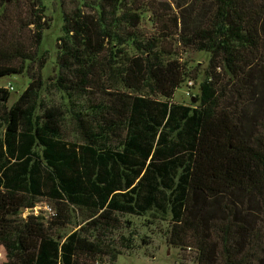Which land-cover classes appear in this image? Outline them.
<instances>
[{
  "label": "trees",
  "instance_id": "16d2710c",
  "mask_svg": "<svg viewBox=\"0 0 264 264\" xmlns=\"http://www.w3.org/2000/svg\"><path fill=\"white\" fill-rule=\"evenodd\" d=\"M58 2L46 78L45 0H0V78H29L11 104L0 86L8 264H115L135 248L126 216L167 222L191 263L264 264V0ZM188 49L209 59L199 94L177 103L197 78ZM40 199L49 218L19 216Z\"/></svg>",
  "mask_w": 264,
  "mask_h": 264
},
{
  "label": "rangeland",
  "instance_id": "374dc122",
  "mask_svg": "<svg viewBox=\"0 0 264 264\" xmlns=\"http://www.w3.org/2000/svg\"><path fill=\"white\" fill-rule=\"evenodd\" d=\"M59 0H45L46 3V17L50 23V27L43 31V42L40 50L46 56V62L43 67V74L46 78H49L55 72L56 65V48H57V37L62 32L61 30V5ZM67 1V0H64ZM167 2L172 8L178 9L176 4L178 1L183 2L184 0H162ZM191 0H186L185 3H181L182 7L188 6ZM61 3V2H60ZM69 4L65 2L64 5ZM185 62L197 72L196 80L189 78L179 88L175 89L173 99L177 103H188L193 99L192 95L199 94L198 85L204 79V69L207 67L209 53L206 51H195L194 49H188L182 55ZM29 80L27 74L20 75H9L0 78V86L6 87L10 90V97L8 103H13L22 93ZM188 80H192L193 85L190 88V95H186L185 85ZM12 85L13 89L8 86ZM49 101L57 102L60 101V95L58 93L50 94ZM73 134L69 133L71 138ZM52 210L47 201L40 199L33 211L23 210L19 216H27L29 214L41 215L44 219L50 217ZM125 219L132 223V226L136 230L134 237V246L131 252L122 251L118 255L115 264H194L189 261L190 253L186 250H179L173 245L169 244L166 239L167 222L160 221L157 219L152 220L149 217L141 216H126ZM79 217L68 223L61 229H55L58 235H66L72 230H76L79 226L76 225V221ZM148 241V244H143V241ZM183 259H181V257ZM185 257V258H184ZM15 259V254L8 247L6 239L0 236V264H8Z\"/></svg>",
  "mask_w": 264,
  "mask_h": 264
},
{
  "label": "built area",
  "instance_id": "2783aa9c",
  "mask_svg": "<svg viewBox=\"0 0 264 264\" xmlns=\"http://www.w3.org/2000/svg\"><path fill=\"white\" fill-rule=\"evenodd\" d=\"M192 85H193L192 80H188L187 84L185 85V88H186L185 94L187 96L190 95V88H191ZM8 87H10V85ZM50 209H51V207H50Z\"/></svg>",
  "mask_w": 264,
  "mask_h": 264
}]
</instances>
